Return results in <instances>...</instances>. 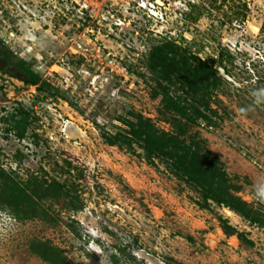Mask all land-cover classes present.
Listing matches in <instances>:
<instances>
[{
  "label": "rangeland",
  "instance_id": "374dc122",
  "mask_svg": "<svg viewBox=\"0 0 264 264\" xmlns=\"http://www.w3.org/2000/svg\"><path fill=\"white\" fill-rule=\"evenodd\" d=\"M162 42L215 60L217 116L187 136L205 142L264 216V0H0V168L23 187L55 180L69 192L40 201L46 218L0 209V264H48L31 253L33 239L68 264H264V229L214 204L200 209L161 161L106 143L130 112L170 131L146 64ZM21 62L38 85L10 75ZM219 216L252 243L225 236Z\"/></svg>",
  "mask_w": 264,
  "mask_h": 264
},
{
  "label": "trees",
  "instance_id": "16d2710c",
  "mask_svg": "<svg viewBox=\"0 0 264 264\" xmlns=\"http://www.w3.org/2000/svg\"><path fill=\"white\" fill-rule=\"evenodd\" d=\"M146 64L156 83L151 90V98H160L158 113L169 124L170 131L158 128L149 118L130 112L128 117L131 119L122 120L126 129L105 136L106 143L125 147L132 152L136 145L149 163L161 161L174 177L198 193L200 200L196 204L200 209L213 211L214 204L264 229L263 213L238 195L241 186L237 185L236 178L227 174L223 163L212 156L203 140L197 139L196 135L187 136L192 127L200 124L199 121L210 125L213 124V116H217V111L210 106L214 91L222 83L215 60L201 59L173 42H162L149 51ZM20 67L27 77L23 81L38 85L39 77L32 72L31 66L21 62ZM39 87L51 91L52 95L59 94L46 83ZM18 113L23 118L16 121L15 127L18 137L22 138L27 119L24 110ZM14 117V114H10V118ZM68 196L64 185L55 180L47 184L39 183L34 178L23 187L0 168V209L9 211L16 220L46 218L45 210L40 209V201L47 198L58 201ZM69 203L72 210H78L77 196H70ZM218 220L225 236H236L242 244L252 243L226 219L219 216ZM29 248L32 254L48 264H68L61 249L48 240L33 239L29 242Z\"/></svg>",
  "mask_w": 264,
  "mask_h": 264
},
{
  "label": "flooded vegetation",
  "instance_id": "af4514ba",
  "mask_svg": "<svg viewBox=\"0 0 264 264\" xmlns=\"http://www.w3.org/2000/svg\"><path fill=\"white\" fill-rule=\"evenodd\" d=\"M0 51H2L1 48H0ZM9 55H11V54H9ZM9 55L6 54V57H7L8 59L10 58ZM20 70H21V71L15 73V74L10 73V75L13 76V77H15V78H20V79L22 80V82H24L23 80H25L27 77H26V75L22 72V69H20ZM26 84H27V83H26ZM29 85H30V84H29Z\"/></svg>",
  "mask_w": 264,
  "mask_h": 264
},
{
  "label": "bare ground",
  "instance_id": "6f19581e",
  "mask_svg": "<svg viewBox=\"0 0 264 264\" xmlns=\"http://www.w3.org/2000/svg\"><path fill=\"white\" fill-rule=\"evenodd\" d=\"M157 3V2H156ZM157 4H160V3H157ZM254 30H256V28H254ZM229 213V211H227Z\"/></svg>",
  "mask_w": 264,
  "mask_h": 264
},
{
  "label": "snow or ice",
  "instance_id": "6c2138e0",
  "mask_svg": "<svg viewBox=\"0 0 264 264\" xmlns=\"http://www.w3.org/2000/svg\"><path fill=\"white\" fill-rule=\"evenodd\" d=\"M157 3H160V0H156Z\"/></svg>",
  "mask_w": 264,
  "mask_h": 264
}]
</instances>
